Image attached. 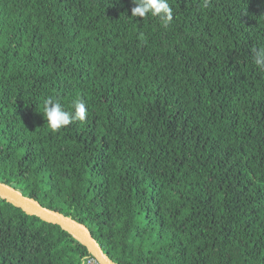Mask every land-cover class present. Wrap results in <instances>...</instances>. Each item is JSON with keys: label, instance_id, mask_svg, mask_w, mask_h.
Instances as JSON below:
<instances>
[{"label": "trees", "instance_id": "obj_1", "mask_svg": "<svg viewBox=\"0 0 264 264\" xmlns=\"http://www.w3.org/2000/svg\"><path fill=\"white\" fill-rule=\"evenodd\" d=\"M0 0V182L118 264H264V0ZM52 98L88 117L53 132ZM0 198V264H87Z\"/></svg>", "mask_w": 264, "mask_h": 264}, {"label": "water", "instance_id": "obj_2", "mask_svg": "<svg viewBox=\"0 0 264 264\" xmlns=\"http://www.w3.org/2000/svg\"><path fill=\"white\" fill-rule=\"evenodd\" d=\"M0 198L30 216H35L44 222L60 226L75 240L84 245L100 264H118L104 252L91 230L85 224L59 211L44 207L39 201L25 196L21 191L2 182H0Z\"/></svg>", "mask_w": 264, "mask_h": 264}, {"label": "clouds", "instance_id": "obj_3", "mask_svg": "<svg viewBox=\"0 0 264 264\" xmlns=\"http://www.w3.org/2000/svg\"><path fill=\"white\" fill-rule=\"evenodd\" d=\"M133 3L135 6L131 9L132 18L157 17L165 27L173 21V9L168 0H133ZM253 61L261 71H264V48L254 52ZM72 108L73 111H67L57 100L47 99L43 110L47 126L53 132H58L74 121L84 122L87 119L88 110L83 101H73Z\"/></svg>", "mask_w": 264, "mask_h": 264}, {"label": "built area", "instance_id": "obj_4", "mask_svg": "<svg viewBox=\"0 0 264 264\" xmlns=\"http://www.w3.org/2000/svg\"><path fill=\"white\" fill-rule=\"evenodd\" d=\"M87 264H100L94 257L87 260Z\"/></svg>", "mask_w": 264, "mask_h": 264}]
</instances>
